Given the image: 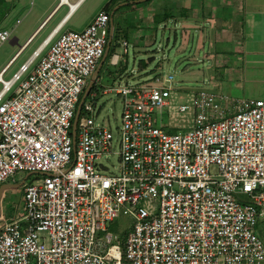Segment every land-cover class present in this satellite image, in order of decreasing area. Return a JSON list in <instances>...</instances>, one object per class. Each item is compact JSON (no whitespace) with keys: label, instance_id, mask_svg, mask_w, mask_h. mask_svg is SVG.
<instances>
[{"label":"built area","instance_id":"obj_1","mask_svg":"<svg viewBox=\"0 0 264 264\" xmlns=\"http://www.w3.org/2000/svg\"><path fill=\"white\" fill-rule=\"evenodd\" d=\"M110 21L101 10L82 30L56 28L9 79L11 62L0 71V185L29 174L0 264H264L263 99L188 90L173 74L119 80L84 102L74 137ZM11 37L0 28V47ZM109 93L116 134L96 119Z\"/></svg>","mask_w":264,"mask_h":264},{"label":"crops","instance_id":"obj_2","mask_svg":"<svg viewBox=\"0 0 264 264\" xmlns=\"http://www.w3.org/2000/svg\"><path fill=\"white\" fill-rule=\"evenodd\" d=\"M89 1L15 0L8 5L6 0V6L1 5L0 28H7L9 21L20 9L25 8V12H23L24 23L18 19L20 25L15 26L14 36L9 40L13 55L3 67L11 62L8 72L18 64L17 71L56 28H60V33L67 30H82L89 25L99 11L105 10L111 16V29L113 25L114 31L116 28L119 32L116 43L127 42L128 46L124 48L125 54L129 53L130 42L123 36V40L120 41V35L125 34L123 27L126 24L130 25V16L138 17V22L131 24L133 35L141 29L143 23L150 28L148 26L150 24L159 27L162 24L166 25V21H171L175 26L181 25L183 40L186 44L194 46V43H197L200 47L198 71L201 69L199 72L203 73V76L193 80L187 79V83L182 81V86L205 88L217 94L226 95L234 101L262 99L245 98L239 95L238 91L229 90L227 84L232 83L235 72L242 71L245 66L259 72L262 70L264 73V0H92L87 6ZM0 2L3 1L0 0ZM96 7L99 9L94 10ZM80 10H83L81 14H79ZM165 15H169V18L162 19ZM137 38L141 37L133 36L134 44H131L135 49L142 44L148 46L157 42L155 36L149 35L144 41ZM32 47H34L33 51L28 58L19 62ZM48 48L43 53H46ZM118 48L114 56L117 55L120 59L123 57L118 53ZM137 50L140 52L141 48ZM124 58L126 61L123 68L127 71L128 59L127 56ZM142 61L145 60L140 61V68L147 69V62L145 61L146 65H144ZM239 62L242 67L238 70L234 66ZM188 65L194 64L189 62L184 65V73L193 70V67ZM24 178L12 177L3 184H19ZM15 195L21 196L22 206L19 210L11 209V201ZM23 205L22 187L4 191L1 199L0 229L4 221L16 219L22 215Z\"/></svg>","mask_w":264,"mask_h":264},{"label":"rangeland","instance_id":"obj_3","mask_svg":"<svg viewBox=\"0 0 264 264\" xmlns=\"http://www.w3.org/2000/svg\"><path fill=\"white\" fill-rule=\"evenodd\" d=\"M15 0H7L8 5L13 3ZM92 0L87 3L90 4ZM1 5L4 7L6 6V0L0 2V12H1ZM85 6V7H87ZM99 9V7L94 8V10ZM25 8L20 9L9 21L7 28L10 31L15 30L16 25L18 24V19L24 21V11ZM83 10H80L79 14H81ZM138 22V17L136 15L129 17V24H126L123 28L124 35H120V41H122V36L129 40L130 46L128 47L129 53H124V46L123 43H117L115 38L112 40L110 46V52L103 62V65L100 70V74L98 80L96 82L97 89L100 86H108L114 84V82L119 80H124V82H142L148 80L149 82L154 81L157 76H162V74H173L177 81H185L188 82L187 79L193 80V78H197L203 76V73L198 71V54L200 51V47H198L197 43H194V46L191 44H186L183 40V32L181 25L175 26L173 22L166 21V25L162 24L158 26H154L152 24L148 25L150 28L146 27L147 25L143 23L141 25V29L137 31L135 35L131 32V24ZM24 23V22H23ZM22 23V26H23ZM131 26V27H130ZM121 33V34H123ZM12 37L14 36V31L12 32ZM155 36L157 38V42L152 45H144L142 44L140 47H136V49L131 45L133 36L141 37L137 38L141 40H145L147 36ZM124 42V41H123ZM121 44V45H120ZM116 45L118 48V53L121 54L120 59H116L114 54L111 56V50ZM32 47L27 54H25L19 62L23 59L28 58V55L33 51ZM137 48H141V51L138 52ZM13 48L11 46L10 41L5 42L0 47V71L4 66L5 62H7L10 57L13 55ZM116 51V50H115ZM127 56L128 59V69H124V62L126 59L124 57ZM197 57V59H196ZM145 60L148 64L147 69L140 68V61ZM152 59V60H151ZM115 62V63H113ZM193 63L194 65H188V67H193V70L189 73H184V65L187 63ZM202 65V63H200ZM18 64L13 67L9 72L5 74V78L9 79L13 73L16 71ZM242 67L240 62L234 66L235 69ZM204 68V67H201ZM239 70V69H238ZM183 72V73H182ZM232 79V83L228 82L227 86L232 90L238 91V94L245 97V98H262L264 99V73L253 69L252 67L245 66L242 68V71H236ZM185 89H198V88H187L183 86ZM1 88V85H0ZM229 92L228 90H224ZM94 92H98V90L93 91L89 94L86 98L85 102L90 103ZM225 92V93H226ZM98 107H100L99 115L97 116L98 121L107 122L113 129L114 133L116 132V128L121 125V113H122V103L121 99L118 98L114 94H97L96 101ZM116 134V133H115ZM111 163L115 166H118L117 158L114 156L111 159ZM28 174L18 173L14 177H26ZM13 177V178H14ZM29 177V176H28ZM27 177V178H28ZM35 176L32 174L30 179H33ZM12 179V178H11ZM22 206L21 196L15 195L11 201V209L19 210ZM122 222H126L124 219ZM114 230H117L114 227ZM258 233L264 240V220H261L258 225Z\"/></svg>","mask_w":264,"mask_h":264},{"label":"water","instance_id":"obj_4","mask_svg":"<svg viewBox=\"0 0 264 264\" xmlns=\"http://www.w3.org/2000/svg\"><path fill=\"white\" fill-rule=\"evenodd\" d=\"M113 23V22H112ZM113 36H114V28H113V25H112V29H111V32H110V38H109V43H108V46L106 48V51H105V54L101 60V62L99 63V66L98 68L96 69V71L93 73L92 77H91V80L88 84V86L86 87L85 91H84V94L80 100V103H79V106H78V110H77V114H76V117H75V121H74V125H73V135L74 137L76 136V129H77V122H78V119H79V115H80V112H81V109H82V105L84 104L86 98L89 96V94L91 93L92 89H93V86L94 84L97 82L98 80V77H99V74H100V70H101V67L103 65V62L105 61V59L107 58L108 56V53H109V50H110V46H111V43H112V40H113ZM29 176V174L24 178V180L19 183V184H3L0 186V214H1V199H2V196H3V193L6 189H9V188H14V187H22L23 184L25 183V180L27 179V177Z\"/></svg>","mask_w":264,"mask_h":264},{"label":"trees","instance_id":"obj_5","mask_svg":"<svg viewBox=\"0 0 264 264\" xmlns=\"http://www.w3.org/2000/svg\"><path fill=\"white\" fill-rule=\"evenodd\" d=\"M3 1V0H2ZM164 18H169V15H165L162 19H164ZM158 20H160V18H157ZM114 36H113V39L115 38V41H117L118 40V38H119V32L116 30V28H115V31H114ZM116 45H117V43H116ZM116 45H114V48L111 50V56H110V58L112 57V55L115 53V50H116V48H117V46ZM110 52V51H109ZM143 62V64L144 65H146V62L145 61H142ZM97 84L95 83L94 84V86H93V89H92V91H91V93L93 92V91H96V90H98L97 89ZM126 235V233H123V236H125Z\"/></svg>","mask_w":264,"mask_h":264}]
</instances>
